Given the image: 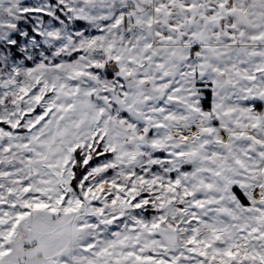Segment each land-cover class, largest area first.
I'll return each mask as SVG.
<instances>
[{
    "label": "snow or ice",
    "instance_id": "1",
    "mask_svg": "<svg viewBox=\"0 0 264 264\" xmlns=\"http://www.w3.org/2000/svg\"><path fill=\"white\" fill-rule=\"evenodd\" d=\"M0 264H264V0H0Z\"/></svg>",
    "mask_w": 264,
    "mask_h": 264
}]
</instances>
